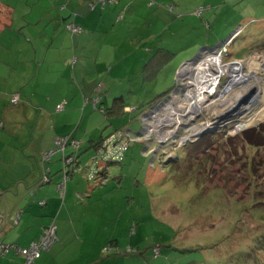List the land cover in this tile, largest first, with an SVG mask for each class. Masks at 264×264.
Listing matches in <instances>:
<instances>
[{
	"label": "rangeland",
	"instance_id": "obj_1",
	"mask_svg": "<svg viewBox=\"0 0 264 264\" xmlns=\"http://www.w3.org/2000/svg\"><path fill=\"white\" fill-rule=\"evenodd\" d=\"M52 1L0 0V5L12 10L11 18L15 21L26 8L35 5L50 6ZM128 2L135 8L133 21L126 20V16L123 19L120 17V22L115 25L114 20L113 30H110V23L103 20L104 28H99L100 31L95 36L100 47L99 63L96 67L82 70L81 74L86 75L87 70L102 72L100 82L112 87L110 91L103 92L108 104H111L115 94L123 97L124 106L129 109H117L116 114H111L113 125L107 131L122 128L123 136L133 135V143L140 145L126 150L121 165L114 161H106L108 164L102 162L100 148L94 152H85L89 145L88 137L92 135L98 138L105 126L104 117L93 109L99 101L94 99L93 108L90 105L92 111L85 114L80 128L72 129V133L83 140L78 154L80 156L60 155L63 164L71 169L77 167L79 162L81 167H85L88 160L96 156L94 162H98L96 164L99 168L95 169L91 181L83 177L87 168L79 174L89 185L104 186L100 188L101 193L97 190L96 196L91 199L94 203L93 213L97 217L95 232L102 239L103 248L112 238L115 240L112 246H116L118 254L133 251L130 256L135 257V262L130 264H141V261L142 264H243L245 259L252 260L251 258L256 257L252 255L253 240L248 243L246 238L241 239L239 235H246L245 225L248 229L256 227L259 233L263 226L253 222L248 214L243 215L241 211L245 208H239L237 204L245 201L249 204L253 201L250 197L253 192L257 199H264V193L257 192L264 185V149L248 147L241 137L244 131L263 126L264 117L261 120L254 119L249 124L229 119V124L225 123L223 128L220 126L221 128L201 132L198 139L195 137L193 142L187 141L184 144L181 138L189 135L190 130L222 116L228 108L227 105L219 110L210 108L209 111L207 108L210 106L207 105L205 109L202 107V110H198L200 115L195 118L194 125L187 126L186 121L190 119V115H186L185 121L182 120L185 126H180L182 134L161 145L160 134L152 129H143L147 122L143 123L142 116L147 112V107L169 96L175 86L177 71L185 62L193 60L200 49L213 48L234 32L237 39L228 48V55L222 58V62L234 67L243 60L245 62L242 64L241 74L264 80V0ZM157 8L166 13L164 17L153 15L152 11ZM0 21H4L1 13ZM146 38L150 40L149 45L143 46L147 43L141 39ZM157 43L172 53L173 57L156 73L153 80L143 81L138 73L156 54V49H152V46ZM141 44L143 47L139 48ZM144 48L151 51L148 59L142 62V56L138 55H142ZM84 56L88 58V55ZM112 78L121 81L118 87L115 82L117 80ZM182 81L180 78L179 84ZM252 81L254 80L245 81L244 85L252 84ZM228 82L229 76L225 74L221 90ZM239 85L234 86L236 90L244 86ZM251 96L254 98L256 95H247L245 107L252 102ZM158 97L161 98L155 101ZM182 103V107H185L183 111L190 112L189 103ZM244 104L234 105L236 114ZM176 106L181 105L179 103ZM260 106L263 108L260 109ZM261 110L264 111V105L259 103L255 114ZM77 123L78 120L75 127ZM236 125L238 129L235 128ZM73 146L75 147L74 143ZM119 158L122 159L121 156ZM238 159L239 162H236ZM251 160L254 161L251 167L256 169L254 174L245 178L242 166L248 165ZM120 166H124L123 174L120 175L119 172V178L108 180L113 169L117 170ZM125 189H128L127 195ZM76 198L80 202L84 201V197ZM262 212L260 208L253 209V219L259 218ZM237 223L234 235L230 234ZM92 229L90 223H86L85 231L90 232ZM103 236L106 238L103 239ZM110 249H105L104 253ZM111 253L115 254V250ZM254 253L257 256L261 254ZM96 264L110 263L107 259H102Z\"/></svg>",
	"mask_w": 264,
	"mask_h": 264
},
{
	"label": "crops",
	"instance_id": "obj_2",
	"mask_svg": "<svg viewBox=\"0 0 264 264\" xmlns=\"http://www.w3.org/2000/svg\"><path fill=\"white\" fill-rule=\"evenodd\" d=\"M134 11L128 0L105 7L96 0H53L50 6L26 8L8 24L5 17L0 21V216L5 217L0 242L26 249L39 238L42 228L53 223L57 241L33 264H96L102 259L110 264L135 262L133 255L118 254L115 247L104 253L103 241L95 232L97 217L91 199L104 186L94 187L81 175L71 174L61 194L56 185L62 180L63 159L59 153H52L55 138L70 136L73 128H80L85 114L92 111L94 99L108 105L103 92L112 87L100 82L102 72L87 70L85 75L81 71L99 63L95 36L104 28L103 20L113 30L114 20L115 25L120 17L133 21ZM152 12L163 14L158 8ZM69 25L81 32L72 34L67 30ZM141 40L147 43L143 46L149 45L147 38ZM149 53L150 49L144 48L138 56L143 62ZM115 82L118 87L121 81ZM15 95L19 100L12 105ZM60 105L63 109L57 112ZM71 135L83 142L79 135ZM88 139L96 138L91 135ZM87 146L85 152H94ZM48 153H52L49 162H43ZM123 167L113 169L112 181L119 178V172L123 174ZM46 168L50 182L41 185ZM76 196L84 197V201ZM88 222L93 227L91 235L85 231ZM0 264H24V259L11 252L0 256Z\"/></svg>",
	"mask_w": 264,
	"mask_h": 264
},
{
	"label": "built area",
	"instance_id": "obj_3",
	"mask_svg": "<svg viewBox=\"0 0 264 264\" xmlns=\"http://www.w3.org/2000/svg\"><path fill=\"white\" fill-rule=\"evenodd\" d=\"M113 1L112 0H99V2H101L102 6H104L107 3H111ZM67 30L70 31L72 34H76V33L81 32V29L79 27L74 26V25H69L67 27ZM234 40H235V32L232 33L225 41H223L222 43H220L219 45H217L213 48H202V49H200L198 54L196 55V57L193 60L184 63L180 67V71H183V73H181V75L177 76L176 82H175V87L172 90V92L169 93V96H167L166 98L161 100L159 103H156L155 105H153L149 109H147V112L143 114V116H142L143 123L147 122L144 124L143 129H144V127H145V129H152L153 123L160 122L159 124H155L156 127L154 130L153 129L152 130L154 132L160 134L161 145H164L165 142L167 140H170L172 137L178 138L182 134V133H180V126H185V124L182 122L185 121L184 119L186 118V115H190V119L186 121L187 126L194 125L196 122L195 118L200 115V113H196L197 109L195 107L189 108L190 110H188V111H190V112L183 111V109L185 107L184 108L182 107L183 106L182 102L189 103L188 98H187L188 92H190V93L193 92L192 95H195V94H198L200 89L205 87L204 89H202V92H201V95H203V97L205 99V106L204 107H206V105H210V107L207 108V109H209V111L211 110L210 108H213L214 110H216V109L219 110L220 107L227 106V105H228L227 109L230 108L229 106L232 105V102H229L225 105H219L220 102H217V101L215 102L214 100H215V98H217V95L220 94V92H221L222 83L224 81L225 74H227V71L233 67V65H228V64L225 65L224 62H222V58H224L228 55V48L233 44ZM205 50H208L209 52L208 53L203 52ZM243 62H245V61L242 60V61L238 62V64H243ZM185 70H187V71H185ZM222 70H225V71L222 72ZM219 72H221V74H218ZM179 77L182 78V80H183L182 84H179V82H178V80L180 79ZM257 78L263 79V78H259V77H257ZM195 81H197V82H195ZM252 82H253V84H255L254 81H252ZM226 85L227 84H225V86ZM225 86H224V88H225ZM190 89H191V91H189ZM253 91L255 92L254 88H252V91H249L247 93V95L250 93H253V96L256 95L255 94L256 92L254 93ZM206 94H208L210 97L209 96L206 97ZM206 99H208L207 102H206ZM18 100H19V96L15 95L11 99V103L13 105H16L18 103ZM93 103H95V101H93L92 104ZM179 103L181 106L177 107L176 105ZM189 105H190V103H189ZM62 109H63V105H60L56 108V111L60 112ZM192 110H195V111H192ZM226 113H228V111L225 112V114ZM180 118H182V119H180ZM167 120H169V121L167 123H165ZM237 122H238V120H236V123ZM231 123H234V122H230V124ZM227 124H229V123H227ZM0 127H1V125H0ZM235 128L238 129V126L236 125ZM143 129H142V131H143ZM239 129L241 130V128H239ZM189 132H190L189 135H185L184 138H181V140L184 142V144L187 141H193V139L196 137L193 135L192 130H190ZM123 137L126 139V142L120 144V147H119L120 153L123 151H126L128 143H133V140H132L133 135H130V136L125 135ZM54 143H55V150L54 151L56 153L58 152L59 154H62V155H65L64 151L66 150L67 146L72 147L73 150H75V151H77L79 149L78 147L80 146L79 142L73 141V140L68 141V138H63V139L55 138ZM73 143H74L75 147L73 146ZM105 149H107V148H105ZM51 155H52V153H48L47 155H44L42 158L43 162H48L49 159L51 158ZM65 157H66V155H65ZM119 157L120 156L117 157V154H114L112 156V155H109L106 151H104V153L102 151V159H103L102 162H106L109 160H111V161L118 160ZM94 161H95V157L89 161V163H88L89 165L93 164L90 167L88 164L85 167H81L79 164V165H77V167H74L71 169L70 166L64 165V170L61 173L62 180L59 184L56 185L57 191L60 192L61 194L64 191L65 183H66L67 178H68V174H66V168L67 167H69V169H71V174H81L84 172L83 170L85 168H87L88 170L86 171V175H84L83 177L86 180L88 179L91 181V179L93 177V173L95 172V169H97V167L99 168V165L96 164L98 162H94ZM69 169L67 171H70ZM106 170H108V169H106ZM47 174H49L48 169H43V175L41 177V183H48L49 182V179L47 178ZM90 181H88V182H90ZM40 204L42 205V203H40ZM56 241H57L56 228H55L54 224L52 223L49 226L42 228L39 238L35 242L31 243L29 245V247H27L26 249L19 248L18 246H15V245H7V244L0 242V256L5 257L9 253L13 252L16 255L23 257L24 264H33L36 260H38L40 258L42 253H47L54 246Z\"/></svg>",
	"mask_w": 264,
	"mask_h": 264
},
{
	"label": "trees",
	"instance_id": "obj_4",
	"mask_svg": "<svg viewBox=\"0 0 264 264\" xmlns=\"http://www.w3.org/2000/svg\"><path fill=\"white\" fill-rule=\"evenodd\" d=\"M96 2H97L98 5L102 6V4H101V2H99V0H96ZM116 2H117V0H114L113 2L107 3V4H105L102 7L114 5V4H116ZM0 13H1L2 17H5L6 24H8L11 21L12 10H10L7 6H1L0 5ZM165 14L166 13L163 11L162 17H164ZM234 41H233V43H234ZM161 47L162 46H159V47L154 46V47H152V49H154V50L156 49V54L153 55L147 61V63L144 64L143 68L141 69L140 76H141L143 81H151V80H153L155 75H156V73L163 67V65L165 63H167L173 57L172 53L168 52L167 50H165V49H163ZM150 51H151V49H150ZM116 95H118V94L114 95V98H113L111 104H108V105H105V104L103 105L102 103L100 104V99H99V101H98V99H95V101H98V102L96 104L97 106L94 109L96 111H98L104 117L105 126L103 127V129H102L100 135L98 136V138H96L93 141H89L88 142V144L90 145V146L88 145V148H92L94 151L98 150V148H100V150L103 151V153L105 151L104 149L107 148L106 152L109 155L113 156L114 154H117V157L121 156L122 159L113 160L114 163L119 162V164L121 165L123 163V161H124V158H125V155H126L127 151L132 146L140 145V144L128 143L127 144V149H126L127 151L125 153L124 152L120 153V151H119L120 144L126 142V139L123 137V134L121 133L122 132L121 131L122 128L121 129L120 128L111 129L110 132L107 131L109 126L113 125V122L111 120V114H114V111H117V109H121V110H125L126 109L125 106H124L123 97L122 96H116ZM160 98L158 97V99H156L155 101H158ZM153 105H155V103ZM153 105H151V107ZM149 108H150V106L147 107V109H149ZM261 112H260L261 115L259 117V120H261L264 117V111H261ZM60 138L61 139L68 138V141L73 140V141H77V142L80 143V147H79L78 151L73 150V148L70 147V146H67L66 150L64 151V154L66 155V157L67 156H73V157L75 156V157H77L76 155H78L80 153V150H81V147H82V145H81L82 143L80 141H78L77 139H75L73 137V135L66 136V137H60ZM241 138H242L243 143H245V145H247L248 147L255 148V149H260V150L264 149V125L260 126L258 128H251V129H249L247 131H244L242 133V137ZM94 157H96V156L94 155ZM109 161H111V160H109ZM236 162H239V159ZM253 162L254 161L251 160V163H249L246 166H242L244 168V170H245V174H246L245 178L247 176H250V175L254 174L256 168L254 166H253V168L251 167ZM106 163L108 164V162H106ZM120 167H123V166H120ZM69 170L70 171L66 170V174H68V175L71 174V169H69ZM49 177H50L49 174H47V178L48 179H49ZM107 179L109 180L110 178L107 177ZM49 182H50V179H49ZM40 184L42 185V184H47V183H40ZM221 192L222 191L220 190V194L222 195ZM257 192H260V193L263 192L264 193V185ZM224 195H226V193ZM255 196H257V195L254 192L250 195V197H251V199H253V201H251L250 203L248 202L249 204L245 203L246 201L245 202L242 201L243 203L237 204V206L239 208L240 207H242V209L245 208L244 210L241 211V213L243 215L248 214L250 216V219H252L253 222H258L259 225L263 226V228L261 229V232L259 233L256 230V227L248 229L247 226L245 225L244 228L246 227L245 228L246 235L245 236L242 235V237H241V234L239 235V238H241V239H245L246 238L248 243L253 240V245H252L253 250H252V252L254 251V252H260L261 253V254H259V256H257V253L253 252L254 253L253 254L251 252L252 255H256V257L255 256L254 257L251 256V257H253V258H251L252 260H247V259L243 260V264H264V199H261V198L257 199ZM228 201L230 203L233 202V200H228ZM257 208L262 209L263 212L261 213L259 218L253 219L251 211H253V209H257ZM239 223H241V220H239ZM239 223H237L235 226H233L230 234L232 233V235H234L233 231L237 229ZM114 241L115 240L111 239L107 243V245L104 248V250L105 249H109L110 247H115L116 248V246H112ZM131 253H133V251L126 252V254H131ZM123 255H125V253H123ZM248 257L250 258V255Z\"/></svg>",
	"mask_w": 264,
	"mask_h": 264
},
{
	"label": "bare ground",
	"instance_id": "obj_5",
	"mask_svg": "<svg viewBox=\"0 0 264 264\" xmlns=\"http://www.w3.org/2000/svg\"><path fill=\"white\" fill-rule=\"evenodd\" d=\"M203 52L208 53L209 51L205 50ZM241 69H242V64H238V65H235L234 67L230 68L227 71L226 75L229 76V82L227 83L225 88L223 90H221L220 94H218L217 98H215V100H214L215 102L216 101L220 102L219 105H225L229 102H232V105L229 106L230 108L228 109V113L223 115L221 118H220V116H217V118H215L212 121H206L203 124L199 125L197 128L193 129L192 133L194 136H196V138L199 135H201V132L214 130V129L221 128V127L223 128L225 123H227L229 119L234 120V122H236L235 119H238V122H247L248 124L251 123L254 119L255 120L259 119V117L262 113L261 111H263V110L260 111L261 113L259 112L258 114H255V108L257 107V105H259V103H262L264 105V80L258 79L255 76L253 78H251L248 74L243 75L240 72ZM185 71H187V70H185ZM224 71L225 70H222V72H224ZM218 74H221V72H219ZM251 79L254 80L255 84L252 83V84L244 85L245 81H251ZM237 84H240L239 86H241V84L244 86H242L239 90H236L234 86ZM253 87L255 89L256 93L255 92L254 93L256 94V96L254 95L255 96L254 98H252V96H251L252 102L248 103L245 107L244 102L247 100L246 99L247 93ZM201 92H202V90L200 91V93L195 94V95H192V93H190V92L187 93L188 102L190 103L188 108L195 107L197 109L196 113H198V110H202L203 108L205 109L207 107V105H206V107H204L205 106L204 105L205 99H204V97L201 96ZM236 104H238L237 106L244 104V107L241 106L238 109L237 114L234 111V107H233ZM208 106H210V105H208ZM262 108L263 107L260 106V109H262ZM168 121L169 120H167L166 122H168ZM159 123L160 122L153 123L152 129L154 130L156 127L155 124H159Z\"/></svg>",
	"mask_w": 264,
	"mask_h": 264
},
{
	"label": "water",
	"instance_id": "obj_6",
	"mask_svg": "<svg viewBox=\"0 0 264 264\" xmlns=\"http://www.w3.org/2000/svg\"><path fill=\"white\" fill-rule=\"evenodd\" d=\"M181 73H183V71H180V68H179L178 71H177L176 78H177V76L181 75ZM227 111H228V109L225 112H227ZM225 112L223 113V115H225ZM222 116L220 115V117H222ZM4 220H5V217L4 216H0V228H1L2 224L4 223Z\"/></svg>",
	"mask_w": 264,
	"mask_h": 264
},
{
	"label": "clouds",
	"instance_id": "obj_7",
	"mask_svg": "<svg viewBox=\"0 0 264 264\" xmlns=\"http://www.w3.org/2000/svg\"><path fill=\"white\" fill-rule=\"evenodd\" d=\"M186 63V62H185ZM176 82V81H175Z\"/></svg>",
	"mask_w": 264,
	"mask_h": 264
}]
</instances>
